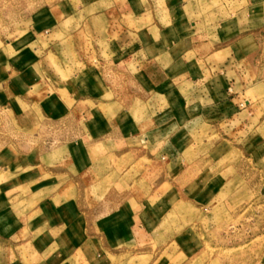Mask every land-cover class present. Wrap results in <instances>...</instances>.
Masks as SVG:
<instances>
[{
	"label": "rangeland",
	"instance_id": "obj_1",
	"mask_svg": "<svg viewBox=\"0 0 264 264\" xmlns=\"http://www.w3.org/2000/svg\"><path fill=\"white\" fill-rule=\"evenodd\" d=\"M46 1L0 0V47L24 39L28 16ZM195 3L198 30L221 5L233 11L231 0ZM97 10L76 13L69 35L50 49L35 42L19 53L54 71L29 96L62 98L70 113L43 117L25 97L0 107V161L10 169L14 160L20 171L9 182L32 178L46 195L63 193L78 206V243L53 244L68 249L72 264H173L182 234L193 247L186 264H264V83L246 88L255 120L238 135L230 123L195 122L180 110L175 85L136 67L133 54L124 68ZM188 14L179 5L166 22L187 29ZM67 86L83 97L68 99ZM148 202L156 225L145 231L139 216Z\"/></svg>",
	"mask_w": 264,
	"mask_h": 264
},
{
	"label": "crops",
	"instance_id": "obj_2",
	"mask_svg": "<svg viewBox=\"0 0 264 264\" xmlns=\"http://www.w3.org/2000/svg\"><path fill=\"white\" fill-rule=\"evenodd\" d=\"M140 1L142 5L134 0H49L39 10L34 9L28 16L24 39L0 47V107L25 97L30 106L42 109L43 117L68 116L62 98L29 96L43 79L52 81L54 71L30 54L19 53L35 42L38 48L45 45L50 49L69 35L67 24L76 13L98 9L94 17L104 16L108 21L107 34L118 41L108 43L109 50L123 59L124 68H130L133 54L136 67L152 69L163 82L175 85L180 110L191 120L211 128L230 123L235 135L253 124L255 110L244 93L250 83H264V0H231L232 13L227 14L229 7L221 5L213 16H206L199 30L193 21L197 20L196 0ZM167 5L171 8L165 13ZM179 5L190 13L183 18L190 25L187 29L166 22L173 11L178 12ZM3 49L12 54H3ZM179 87L187 91L181 95ZM81 91L78 86H67L68 99L82 98ZM245 112L251 117L246 125ZM3 161L0 175L6 178L0 177V264H72L68 249L53 244L64 239L78 243L83 226L77 222L81 214L78 206L75 209L68 204L63 193L47 196V188H36L32 178L9 182V177L20 176V171L14 169V160L8 163L10 169L2 166ZM150 206L148 202L140 211L139 226L145 231L156 225L148 213ZM72 227L77 228L75 237L67 234ZM174 241L178 252L173 264H186L192 254L191 240L182 234ZM89 264L103 263L95 258Z\"/></svg>",
	"mask_w": 264,
	"mask_h": 264
}]
</instances>
